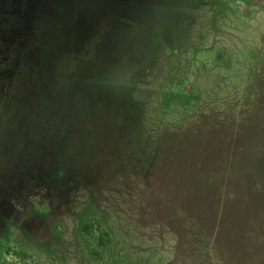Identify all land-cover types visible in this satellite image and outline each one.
<instances>
[{
    "label": "rangeland",
    "instance_id": "374dc122",
    "mask_svg": "<svg viewBox=\"0 0 264 264\" xmlns=\"http://www.w3.org/2000/svg\"><path fill=\"white\" fill-rule=\"evenodd\" d=\"M0 264H264V0H0Z\"/></svg>",
    "mask_w": 264,
    "mask_h": 264
},
{
    "label": "trees",
    "instance_id": "16d2710c",
    "mask_svg": "<svg viewBox=\"0 0 264 264\" xmlns=\"http://www.w3.org/2000/svg\"><path fill=\"white\" fill-rule=\"evenodd\" d=\"M95 225V226H94ZM95 229H98L103 235H94L91 234L95 232ZM82 233H84L88 240L90 241V247L92 250L93 255L98 252V249L104 247L106 245V241L109 238L108 232L104 231V227L99 221H90V223H86L81 227ZM96 255V254H95Z\"/></svg>",
    "mask_w": 264,
    "mask_h": 264
}]
</instances>
